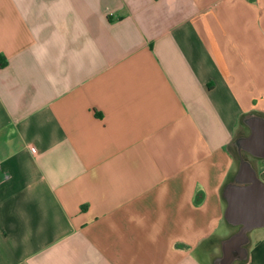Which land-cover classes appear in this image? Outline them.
<instances>
[{
    "label": "crops",
    "instance_id": "obj_1",
    "mask_svg": "<svg viewBox=\"0 0 264 264\" xmlns=\"http://www.w3.org/2000/svg\"><path fill=\"white\" fill-rule=\"evenodd\" d=\"M0 61V264H264V0H0Z\"/></svg>",
    "mask_w": 264,
    "mask_h": 264
},
{
    "label": "built area",
    "instance_id": "obj_2",
    "mask_svg": "<svg viewBox=\"0 0 264 264\" xmlns=\"http://www.w3.org/2000/svg\"><path fill=\"white\" fill-rule=\"evenodd\" d=\"M31 149H32L33 151H37V147H36L35 145H32V146H31Z\"/></svg>",
    "mask_w": 264,
    "mask_h": 264
},
{
    "label": "flooded vegetation",
    "instance_id": "obj_3",
    "mask_svg": "<svg viewBox=\"0 0 264 264\" xmlns=\"http://www.w3.org/2000/svg\"><path fill=\"white\" fill-rule=\"evenodd\" d=\"M225 259H228V256H227V255L224 257L223 262H226ZM224 260H225V261H224ZM222 264H224V263H222Z\"/></svg>",
    "mask_w": 264,
    "mask_h": 264
},
{
    "label": "water",
    "instance_id": "obj_4",
    "mask_svg": "<svg viewBox=\"0 0 264 264\" xmlns=\"http://www.w3.org/2000/svg\"><path fill=\"white\" fill-rule=\"evenodd\" d=\"M249 219L252 220V219H254V218H252V217L250 216ZM248 226H249V225L247 224V228H248ZM247 228H245V229H247Z\"/></svg>",
    "mask_w": 264,
    "mask_h": 264
},
{
    "label": "trees",
    "instance_id": "obj_5",
    "mask_svg": "<svg viewBox=\"0 0 264 264\" xmlns=\"http://www.w3.org/2000/svg\"><path fill=\"white\" fill-rule=\"evenodd\" d=\"M0 65H4V62L3 61L2 62L0 61Z\"/></svg>",
    "mask_w": 264,
    "mask_h": 264
}]
</instances>
